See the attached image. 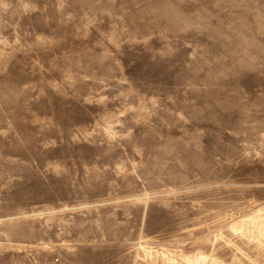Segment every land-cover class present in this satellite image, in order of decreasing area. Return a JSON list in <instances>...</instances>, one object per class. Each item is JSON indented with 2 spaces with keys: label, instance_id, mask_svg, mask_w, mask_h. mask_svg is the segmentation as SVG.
<instances>
[{
  "label": "rangeland",
  "instance_id": "rangeland-1",
  "mask_svg": "<svg viewBox=\"0 0 264 264\" xmlns=\"http://www.w3.org/2000/svg\"><path fill=\"white\" fill-rule=\"evenodd\" d=\"M0 264H264V0H0Z\"/></svg>",
  "mask_w": 264,
  "mask_h": 264
}]
</instances>
